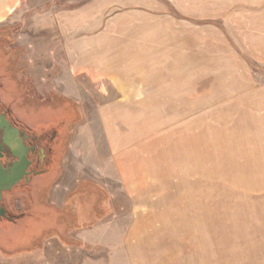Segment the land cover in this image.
<instances>
[{"label": "rangeland", "instance_id": "374dc122", "mask_svg": "<svg viewBox=\"0 0 264 264\" xmlns=\"http://www.w3.org/2000/svg\"><path fill=\"white\" fill-rule=\"evenodd\" d=\"M0 28L1 101L64 138L0 264H264V0H8ZM78 191L102 216L71 230Z\"/></svg>", "mask_w": 264, "mask_h": 264}, {"label": "flooded vegetation", "instance_id": "af4514ba", "mask_svg": "<svg viewBox=\"0 0 264 264\" xmlns=\"http://www.w3.org/2000/svg\"><path fill=\"white\" fill-rule=\"evenodd\" d=\"M8 40V31L0 28V50L7 55L8 66L17 70L16 56ZM14 73L19 81H27L22 79L19 71ZM58 103H68L72 112L78 114L76 106L66 100L56 102L53 99L50 105L54 108ZM0 117L9 125L0 126V220L13 221L17 217V212L12 208L14 198L27 192L35 177L48 173L59 162L64 138L60 132L61 124L50 128L31 127L16 117L1 98ZM19 172L21 174L17 181L8 187L2 174L9 177Z\"/></svg>", "mask_w": 264, "mask_h": 264}, {"label": "trees", "instance_id": "16d2710c", "mask_svg": "<svg viewBox=\"0 0 264 264\" xmlns=\"http://www.w3.org/2000/svg\"><path fill=\"white\" fill-rule=\"evenodd\" d=\"M98 197L92 193L77 192L70 196L68 204H72L69 213L71 215L70 229L75 227H82L93 225L99 221L102 216L101 208L96 209ZM72 230V229H71Z\"/></svg>", "mask_w": 264, "mask_h": 264}, {"label": "crops", "instance_id": "0c3cea01", "mask_svg": "<svg viewBox=\"0 0 264 264\" xmlns=\"http://www.w3.org/2000/svg\"><path fill=\"white\" fill-rule=\"evenodd\" d=\"M8 0H0V5H2L3 3H5V2H7ZM164 48V50L165 51H167L168 49H171V46H170V44L168 43V44H166V46L165 47H163ZM161 49V48H160ZM159 49V50H160ZM116 62V61H115ZM110 68H108V70H109ZM204 70V69H203ZM113 71H117L116 69L115 70H113ZM118 72V71H117ZM112 74H114V75H116V76H118V74L117 73H112ZM128 77L130 78V75H128ZM119 79H120V77H118ZM132 79H134V78H132ZM124 80H127V79H125L124 78ZM129 80H127L126 81V83H128L129 85H130V82H128ZM120 85V84H119ZM121 86H122V84H121ZM246 91H249V90H246ZM246 91H242L241 93H244V92H246ZM213 97H220V95L217 93L216 95H214ZM212 97V99H215V98H213ZM230 97H233V96H224V98L225 99H223L222 101H224V100H226V99H228V98H230ZM206 100V99H205ZM221 101V102H222ZM200 107V102H198V105H197V108H199ZM106 113H107V111H105ZM104 112V113H105ZM113 112V111H112ZM104 115V119L106 120V123H109L110 122V120H111V115L110 114H103ZM118 116H116V117H112V119H115V118H117ZM148 128H150V127H148ZM146 129V134L150 131V129ZM150 136H152V135H149L148 137H150Z\"/></svg>", "mask_w": 264, "mask_h": 264}, {"label": "water", "instance_id": "95a60500", "mask_svg": "<svg viewBox=\"0 0 264 264\" xmlns=\"http://www.w3.org/2000/svg\"><path fill=\"white\" fill-rule=\"evenodd\" d=\"M6 125V127H8L9 125L0 117V126H4ZM2 174V173H1ZM21 174V172L19 173H14L12 176H5L2 174V177L4 178V182L7 183L8 187H10V185L14 184L17 179H18V176Z\"/></svg>", "mask_w": 264, "mask_h": 264}]
</instances>
